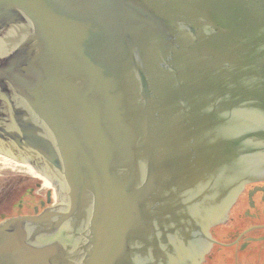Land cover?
I'll use <instances>...</instances> for the list:
<instances>
[{"label": "water", "instance_id": "1", "mask_svg": "<svg viewBox=\"0 0 264 264\" xmlns=\"http://www.w3.org/2000/svg\"><path fill=\"white\" fill-rule=\"evenodd\" d=\"M0 147L61 194L0 264H190L264 159V0H0Z\"/></svg>", "mask_w": 264, "mask_h": 264}, {"label": "flooded vegetation", "instance_id": "2", "mask_svg": "<svg viewBox=\"0 0 264 264\" xmlns=\"http://www.w3.org/2000/svg\"><path fill=\"white\" fill-rule=\"evenodd\" d=\"M252 169L225 218L210 228L212 242L199 264H264V159ZM30 196V214L52 204L51 191L40 198L32 190Z\"/></svg>", "mask_w": 264, "mask_h": 264}, {"label": "rangeland", "instance_id": "3", "mask_svg": "<svg viewBox=\"0 0 264 264\" xmlns=\"http://www.w3.org/2000/svg\"><path fill=\"white\" fill-rule=\"evenodd\" d=\"M48 189L47 182L26 168L13 163L8 166L0 164V215L19 213L18 207L21 202L25 205L23 212L26 213L30 209L26 205L31 199L30 192L33 190L35 195L43 198Z\"/></svg>", "mask_w": 264, "mask_h": 264}, {"label": "bare ground", "instance_id": "4", "mask_svg": "<svg viewBox=\"0 0 264 264\" xmlns=\"http://www.w3.org/2000/svg\"><path fill=\"white\" fill-rule=\"evenodd\" d=\"M10 163H13V165H16V166H21V167H24L26 168L28 171H30L31 173H34L36 174V172L32 169V167H30L28 164H25V163H18L17 161L16 162H13L10 158H8L7 156H4V155H1L0 154V164L2 165H5V166H8V164ZM15 163V164H14Z\"/></svg>", "mask_w": 264, "mask_h": 264}]
</instances>
